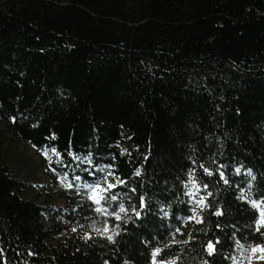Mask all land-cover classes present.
Wrapping results in <instances>:
<instances>
[{"label":"trees","instance_id":"1","mask_svg":"<svg viewBox=\"0 0 264 264\" xmlns=\"http://www.w3.org/2000/svg\"><path fill=\"white\" fill-rule=\"evenodd\" d=\"M0 122L72 174L51 212L20 193L0 149V264H151L153 248L236 264L261 235L247 193L264 190V0H0ZM108 171L127 181L111 190L121 221L83 187ZM201 195L203 210L189 203ZM193 207L202 223L179 239ZM105 221L120 225L113 241L91 230Z\"/></svg>","mask_w":264,"mask_h":264},{"label":"rangeland","instance_id":"2","mask_svg":"<svg viewBox=\"0 0 264 264\" xmlns=\"http://www.w3.org/2000/svg\"><path fill=\"white\" fill-rule=\"evenodd\" d=\"M0 132L2 133L1 161L10 173L20 180L17 186L20 193L28 199L51 205L53 209L51 212L64 207L66 196L72 193L68 187L72 174L66 172L64 168L66 162L48 149L37 150L32 143L17 136L10 125L0 122ZM88 165L87 159L84 158L80 161V166L87 167ZM75 180L73 183L80 187L82 183L78 182L76 178ZM247 195L251 200L258 202L256 205L258 212L264 211V190L257 194L248 192ZM190 222V220H186L179 228L180 231L176 233L179 239L186 237ZM104 227L105 225L95 228L93 225L91 230L98 235L96 229L102 231ZM91 230L90 232H92ZM260 232L258 242L249 244L245 249L241 248L236 264H264V259L260 258L264 256V253L259 250L255 253L252 251L254 246L264 245V227L260 228ZM69 233L67 231V234ZM98 237L105 238L101 235Z\"/></svg>","mask_w":264,"mask_h":264},{"label":"snow or ice","instance_id":"3","mask_svg":"<svg viewBox=\"0 0 264 264\" xmlns=\"http://www.w3.org/2000/svg\"><path fill=\"white\" fill-rule=\"evenodd\" d=\"M14 119V118H13ZM195 163V161H193V164ZM200 167L203 169L204 173L207 175H212L213 173L206 167H204L203 165H200ZM221 167H223L221 165ZM106 168H112L111 165H107ZM105 171V169H100V172L103 173ZM195 171V169L190 170L189 173V178L191 183L198 189V185L196 184V181L194 179H192V173ZM217 171L219 172V176L220 179L223 180V182L225 184L228 183V180L225 178V175L222 171H219V169H217ZM237 173H239V169L236 170ZM86 172H88V175L95 177L96 176V172L93 171H88L86 170ZM139 171H137L135 173V175H139ZM251 174V172L249 171V175ZM114 175L113 172L108 171L107 175H105L103 177L102 180H98L96 181L94 184H88L85 183L83 185V187L88 188L90 190V195L88 196V199L96 205H99L98 207L94 208L93 210L96 212H103V214L105 216H111L113 217L116 221H121L122 217L121 214L122 213H126L127 209L124 205V203H119V207L117 210L115 211H109V208H111L112 202H117L118 201V196L117 195H112L111 194V190L115 189L118 186H122L124 184L127 183L126 180L120 179L119 177H116V182L113 183L111 182V180L109 179V177H112ZM77 179H80V177H77ZM185 186L187 187V183H185ZM68 187H72L71 185H68ZM205 189H207L208 185L205 184L203 186ZM131 192L135 193L137 190L135 188L130 190ZM186 195H189L190 197H192L193 193H192V189H189L188 192L185 193ZM208 196H211V193H208ZM110 197V199H109ZM242 199V197H241ZM206 201V197L201 195L199 200H194V199H190L189 203H195L197 205V207L200 210H203L204 208H206L208 205L205 203ZM103 202V203H102ZM254 206L257 205L258 202L253 201L252 202ZM149 207V204L146 203V199L145 196L140 195L139 196V204H138V208L140 210H145ZM197 207H193L191 208V212L193 213L191 216L185 217L184 219L187 220H195L198 223H202V218L198 219V212H197ZM132 212L134 214V216L137 219H141L142 218V211H138L137 208L134 206L132 208ZM216 215H222V211L218 208L217 212L215 213ZM163 215L166 217L169 215V213L167 211L163 212ZM132 217H125L123 219V223L127 224L129 222V220H131ZM257 223V231L259 232L261 227H264V211H260L259 212V218L256 221ZM217 227H219V225H217ZM120 229V225L117 224L115 228L112 229L111 233H109V228H108V224L107 221H105V227L103 228V230L101 231L100 229H96V231L101 235L104 236L106 239H108L109 241H113L114 236H117L120 234L119 232ZM73 231H75V229H73ZM180 229H177V232H179ZM86 238H90L89 235L86 233L85 234ZM219 240H217L215 243L213 241H209L207 243V245L205 246V251L207 252L208 256H212L215 252V244H218ZM261 251L262 253H264V245H257L254 246L252 251L255 253L256 251ZM163 252V249L161 248H153L152 252H151V264H175V259H158V257L161 255V253ZM261 259H264V256L260 257ZM105 264H108L107 261H105ZM125 264H127V261H125ZM205 264H207V261H205Z\"/></svg>","mask_w":264,"mask_h":264}]
</instances>
